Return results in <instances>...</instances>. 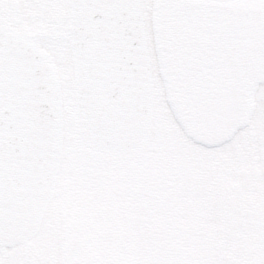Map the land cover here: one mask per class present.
I'll return each instance as SVG.
<instances>
[{
    "label": "flooded vegetation",
    "instance_id": "1",
    "mask_svg": "<svg viewBox=\"0 0 264 264\" xmlns=\"http://www.w3.org/2000/svg\"><path fill=\"white\" fill-rule=\"evenodd\" d=\"M14 1L0 0V12L9 20L19 5ZM64 3L63 29L53 19L51 32L66 35L72 0ZM25 4L48 9L46 0ZM156 81L149 139L139 150L120 152L95 142L78 103L75 69L64 70L65 135L75 158L71 176L80 180L71 178L69 184L83 191L55 207L53 200L65 189L58 182L38 232L26 243L0 245L2 264H181L183 250L201 247L203 238L215 241L214 248L203 239L206 248L189 264L264 260L256 197L264 194V82L249 120L224 142L210 144L183 127ZM114 170L116 193L108 194ZM210 218L219 220L220 230L211 228Z\"/></svg>",
    "mask_w": 264,
    "mask_h": 264
},
{
    "label": "water",
    "instance_id": "2",
    "mask_svg": "<svg viewBox=\"0 0 264 264\" xmlns=\"http://www.w3.org/2000/svg\"><path fill=\"white\" fill-rule=\"evenodd\" d=\"M159 14L164 66L183 123L207 142L227 138L248 119L257 88L252 82L264 75V0H159ZM145 50L137 41L130 59H135L137 81L145 83L147 72L146 97L152 80ZM0 78V163H7L0 176V243L12 245L33 234L49 202L48 190L54 192L63 108L51 57L1 17ZM119 108L107 125L116 133H108L109 144L129 149L137 121L148 137L149 117L145 122L143 104L132 105L137 116Z\"/></svg>",
    "mask_w": 264,
    "mask_h": 264
},
{
    "label": "rangeland",
    "instance_id": "3",
    "mask_svg": "<svg viewBox=\"0 0 264 264\" xmlns=\"http://www.w3.org/2000/svg\"><path fill=\"white\" fill-rule=\"evenodd\" d=\"M19 1V0H18ZM48 9L45 12V15L43 18L35 17L32 15L34 12H40V7L39 5L33 4L31 6H26L25 2L26 0H20L18 7L14 8L12 10V18H19L21 19V23L18 25V28L20 27L21 30L24 32L34 36L42 45L47 47L49 50L53 52L55 55L54 57L57 59L58 63L60 64V67L64 70L68 68L67 61L69 62L68 59V53L69 49H66V45L64 40H54V39H48L45 34H43L44 31H48L52 27V20L51 16L55 12L63 11L65 7L64 0H46ZM147 39H148V44L149 48L151 51V56H152V61L154 66H156L155 71L162 73L161 70V60H160V54H159V45H158V39H157V22L155 18V10H154V4H151L150 7L147 9ZM160 80V81H159ZM159 82H161V90L164 91L166 89L165 81L164 78L161 74V77L158 76V87H159ZM261 106V104H260ZM262 106L264 107V101L262 102ZM68 140L64 138V147H71L67 146ZM75 161V158L72 157V153L68 150V148L64 151L63 154V161H62V173L60 174L57 183L61 182L62 185H65L64 194H62L59 197H56L53 200V205L55 207H60V205L65 206L69 200H73L74 198H78L83 191V187L81 185L73 184L70 186L69 182L73 179L75 180L76 183L80 184V180L77 179V177L73 174L71 176V171L74 169L72 162ZM72 165V169L71 166ZM63 170H65L63 172ZM117 170H114L111 173V189H109L108 194H115L116 193V188L114 187V181L115 177L117 174ZM71 176V177H70ZM68 177V178H67ZM72 178V179H71ZM82 180V179H81ZM57 187V184H56ZM258 201L257 203L260 206L261 212H262V219L264 223V194H258L256 195ZM211 228L214 229L216 228L217 231L220 230V227L218 226L219 220L218 219H213L211 220ZM202 238L204 237L205 234H202ZM184 239H186L184 237ZM206 239L208 244L210 245L208 249L214 248L215 241L210 242L209 238H203ZM203 239H201V247L204 250L206 247L203 245ZM201 247L196 248V246L191 244V247L184 251L183 250V263L181 264H189V261H193L195 257H199V253L201 252ZM264 250V249H263ZM186 252L190 254V256H186ZM205 255V253H204ZM4 256V253H3ZM2 258L0 259V264H2ZM196 262V261H195ZM202 263V262H199ZM247 264H251L249 261L246 262ZM7 264H10L9 261H7ZM215 264V263H214ZM217 264V263H216ZM222 264H228L227 262H223ZM245 264V263H243ZM258 264H264V260H262Z\"/></svg>",
    "mask_w": 264,
    "mask_h": 264
},
{
    "label": "bare ground",
    "instance_id": "4",
    "mask_svg": "<svg viewBox=\"0 0 264 264\" xmlns=\"http://www.w3.org/2000/svg\"><path fill=\"white\" fill-rule=\"evenodd\" d=\"M137 22H138V20L136 21V23H135V25H134V27H131V29H133V33L135 34V38H138V36L140 35V28H139V26L137 25ZM113 45H119V43L118 44H116V43H113ZM116 47H118V46H116ZM138 47H140V46H138ZM114 48V47H113ZM115 49V48H114ZM143 51V49H141L140 50V52H142ZM141 56H142V54H141ZM256 81H260L259 83H258V85L255 83ZM264 82V75H261V76H258V77H256L255 79H254V81L252 82V86L253 87H259V85L261 84V83H263ZM143 85V84H142ZM141 94V93H140ZM139 96H141V95H139ZM139 98V97H138ZM138 98H137V96H136V101H135V103H136V105L138 106V104H139V100H138ZM142 100H143V98H142ZM149 103V99H148V93H147V104ZM43 155L44 156H47L46 155V153L45 152H43ZM57 155V151L54 153V154H52L51 156H50V158H49V168H50V170H51V163L53 162V160H55V156ZM48 163V162H47ZM42 166H43V164L41 165V168H42ZM53 195H54V192H51L50 190H48V197H49V202H51V200H52V198H53ZM48 202V203H49ZM47 207H48V205H46V208L43 210V212H44V214H45V212H46V210H47Z\"/></svg>",
    "mask_w": 264,
    "mask_h": 264
}]
</instances>
